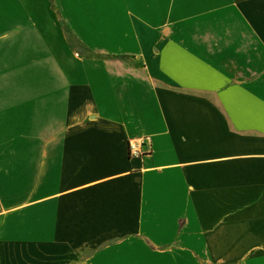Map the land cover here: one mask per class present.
<instances>
[{
    "label": "crops",
    "instance_id": "0c3cea01",
    "mask_svg": "<svg viewBox=\"0 0 264 264\" xmlns=\"http://www.w3.org/2000/svg\"><path fill=\"white\" fill-rule=\"evenodd\" d=\"M0 264H264V0H0Z\"/></svg>",
    "mask_w": 264,
    "mask_h": 264
},
{
    "label": "rangeland",
    "instance_id": "374dc122",
    "mask_svg": "<svg viewBox=\"0 0 264 264\" xmlns=\"http://www.w3.org/2000/svg\"><path fill=\"white\" fill-rule=\"evenodd\" d=\"M93 11L94 9H90L91 12L90 15H87L86 17H80V21L82 20L83 22L82 27H109L110 19H111V14L109 13V9L103 10L102 13L100 12L101 9L98 12L96 9V13H93ZM69 18H71L75 24V18L74 17H69ZM53 19L55 20V22L56 21L58 22L57 26L61 27L62 23L59 21L60 17L54 13Z\"/></svg>",
    "mask_w": 264,
    "mask_h": 264
},
{
    "label": "built area",
    "instance_id": "2783aa9c",
    "mask_svg": "<svg viewBox=\"0 0 264 264\" xmlns=\"http://www.w3.org/2000/svg\"><path fill=\"white\" fill-rule=\"evenodd\" d=\"M148 139H137L129 141L128 143V155L130 158L138 159L144 155H147L148 152L144 150V147L148 144Z\"/></svg>",
    "mask_w": 264,
    "mask_h": 264
},
{
    "label": "trees",
    "instance_id": "16d2710c",
    "mask_svg": "<svg viewBox=\"0 0 264 264\" xmlns=\"http://www.w3.org/2000/svg\"><path fill=\"white\" fill-rule=\"evenodd\" d=\"M78 52H79L80 54H82V53H81V49H78Z\"/></svg>",
    "mask_w": 264,
    "mask_h": 264
}]
</instances>
